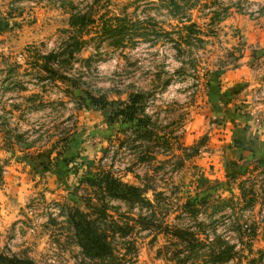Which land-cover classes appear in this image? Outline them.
<instances>
[{
	"label": "rangeland",
	"instance_id": "obj_1",
	"mask_svg": "<svg viewBox=\"0 0 264 264\" xmlns=\"http://www.w3.org/2000/svg\"><path fill=\"white\" fill-rule=\"evenodd\" d=\"M98 172L149 203L82 183ZM100 205L112 249L93 257L70 214ZM16 258L264 264V0H0V264Z\"/></svg>",
	"mask_w": 264,
	"mask_h": 264
},
{
	"label": "trees",
	"instance_id": "obj_2",
	"mask_svg": "<svg viewBox=\"0 0 264 264\" xmlns=\"http://www.w3.org/2000/svg\"><path fill=\"white\" fill-rule=\"evenodd\" d=\"M89 98L93 104L99 105L100 103L101 106L104 104V102H99L93 95H89ZM82 183H90L111 197L149 203V200L142 195L143 189L141 187L123 182L109 172H98L96 175L85 174ZM101 206L93 207L94 210L91 211L75 208V213L70 214L77 243L85 254L93 257L108 256L111 254L112 249L106 235L97 228L100 223L98 216L104 215ZM93 213H96L97 216L93 217ZM10 263L37 264L31 258H16L15 261Z\"/></svg>",
	"mask_w": 264,
	"mask_h": 264
},
{
	"label": "crops",
	"instance_id": "obj_3",
	"mask_svg": "<svg viewBox=\"0 0 264 264\" xmlns=\"http://www.w3.org/2000/svg\"><path fill=\"white\" fill-rule=\"evenodd\" d=\"M229 74H230V72H229V73H227V72H226V73H224V75H229Z\"/></svg>",
	"mask_w": 264,
	"mask_h": 264
}]
</instances>
